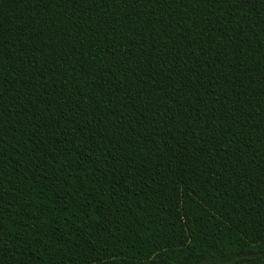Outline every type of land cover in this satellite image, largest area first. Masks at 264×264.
I'll use <instances>...</instances> for the list:
<instances>
[{
    "label": "trees",
    "instance_id": "obj_1",
    "mask_svg": "<svg viewBox=\"0 0 264 264\" xmlns=\"http://www.w3.org/2000/svg\"><path fill=\"white\" fill-rule=\"evenodd\" d=\"M0 264H264V0H0Z\"/></svg>",
    "mask_w": 264,
    "mask_h": 264
}]
</instances>
